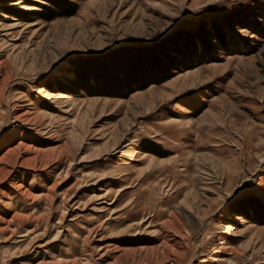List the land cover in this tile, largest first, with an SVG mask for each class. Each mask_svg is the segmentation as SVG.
<instances>
[{"label": "rangeland", "instance_id": "rangeland-1", "mask_svg": "<svg viewBox=\"0 0 264 264\" xmlns=\"http://www.w3.org/2000/svg\"><path fill=\"white\" fill-rule=\"evenodd\" d=\"M31 3L0 0V264H264V0ZM164 41L165 80L74 88Z\"/></svg>", "mask_w": 264, "mask_h": 264}, {"label": "trees", "instance_id": "trees-1", "mask_svg": "<svg viewBox=\"0 0 264 264\" xmlns=\"http://www.w3.org/2000/svg\"><path fill=\"white\" fill-rule=\"evenodd\" d=\"M43 1L48 2V4L51 3L53 5H48L46 3H31L42 7V9L39 11H28L24 13L33 15L30 16V18H43L45 20H52L64 14L62 8H60V6L56 4L58 0ZM188 34L182 33V35L186 38L189 37ZM174 36L175 35L169 37L167 41H171L173 43L176 40L174 39ZM217 38L223 43L224 39L221 33L217 34ZM165 48V41L158 43L156 42L149 45H125L120 47L118 50H114L106 54H95L92 56L83 57L81 59L79 58L77 60V63L75 64L76 68L74 69V74H76L77 76V80L74 82V88L90 91V89L93 87L89 86L88 76H91L92 74L93 77H96V79H98V81H100L104 85L103 87H101V91H99L100 94L111 96H126L132 93L134 90L145 87L152 83L150 81L151 79L140 80V75L145 76L147 74H156L155 80L161 82L168 76L167 71H165L166 67H164V64L168 66L169 64H173L174 62H176V59H173L170 55H168V53L165 52L164 54V51L162 49ZM107 64L109 65V67H111V70H114V74H116V72H119L117 73L118 76L113 74L107 75L105 71L110 69L106 67L108 66ZM99 74L101 77L99 76ZM103 74H105V76H103ZM160 74L164 76H161V78L159 79ZM105 88L109 89L105 90ZM119 89L121 91L117 92V90ZM244 200L246 202L242 201L243 203H249L253 208V220L264 222V200H259L255 197H247ZM242 214L245 217H249L247 211L245 210L242 212Z\"/></svg>", "mask_w": 264, "mask_h": 264}]
</instances>
